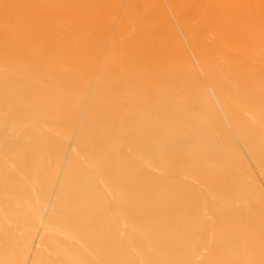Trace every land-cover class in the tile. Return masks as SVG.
<instances>
[{
    "label": "rangeland",
    "instance_id": "1",
    "mask_svg": "<svg viewBox=\"0 0 264 264\" xmlns=\"http://www.w3.org/2000/svg\"><path fill=\"white\" fill-rule=\"evenodd\" d=\"M0 69V264H264V0H0Z\"/></svg>",
    "mask_w": 264,
    "mask_h": 264
},
{
    "label": "bare ground",
    "instance_id": "2",
    "mask_svg": "<svg viewBox=\"0 0 264 264\" xmlns=\"http://www.w3.org/2000/svg\"><path fill=\"white\" fill-rule=\"evenodd\" d=\"M166 22V21H165ZM166 25V24H165ZM0 71H1V69H0ZM260 71V70H259ZM8 73V72H7ZM9 74V73H8ZM162 74V73H161ZM159 76V75H158ZM157 211V210H156ZM240 216V215H239ZM245 216V215H244ZM171 217V216H170ZM244 219V218H243ZM239 220V219H238ZM238 222H240V221H238Z\"/></svg>",
    "mask_w": 264,
    "mask_h": 264
}]
</instances>
